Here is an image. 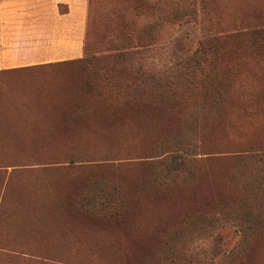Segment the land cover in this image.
Returning a JSON list of instances; mask_svg holds the SVG:
<instances>
[{"label":"rangeland","instance_id":"1","mask_svg":"<svg viewBox=\"0 0 264 264\" xmlns=\"http://www.w3.org/2000/svg\"><path fill=\"white\" fill-rule=\"evenodd\" d=\"M143 2L0 0V264H264V0Z\"/></svg>","mask_w":264,"mask_h":264},{"label":"trees","instance_id":"2","mask_svg":"<svg viewBox=\"0 0 264 264\" xmlns=\"http://www.w3.org/2000/svg\"><path fill=\"white\" fill-rule=\"evenodd\" d=\"M127 1H129L130 2V5L132 6V7H134V8H137L138 6H140L141 4H144V2H143V0H127ZM137 1H139V3H137ZM153 8V7H152ZM153 39V37L152 38H150V40H152ZM136 41L139 43L140 42V40L138 39V38H136ZM122 48H123V46H122ZM116 50H119V52L122 50V49H120V48H116ZM92 59H94L93 58V56H88V57H86L85 58V60L86 61H89V60H92ZM2 72L0 71V74H1ZM11 104H12V102L10 103V102H6V103H4L3 104V107L1 108V112H3V113H8V114H10V112L11 111H13V108H11L12 106H13V104H12V106H11ZM5 105V106H4ZM3 116L5 117L6 115H4V114H2L1 115V117L2 118H0V121L1 120H3L4 118H3ZM12 118H13V116H12ZM7 119V118H6ZM3 122H0V130H6V129H8V127H6L5 126V124H2ZM138 126H141V123L140 124H138ZM125 127H127V128H130L131 127V125H125ZM141 127H143V126H141ZM13 132H18L17 130H15V131H13ZM31 136H33L32 134H30ZM36 138H38V137H31V139H36ZM14 140V139H13ZM5 142H13V141H7V140H0V146H3V147H6V143ZM4 150V149H3ZM87 232V231H86ZM89 242L92 244V246L93 247H96V248H102V244H101V242H100V240L98 239V237L96 238V237H93V238H90L89 239Z\"/></svg>","mask_w":264,"mask_h":264},{"label":"crops","instance_id":"3","mask_svg":"<svg viewBox=\"0 0 264 264\" xmlns=\"http://www.w3.org/2000/svg\"><path fill=\"white\" fill-rule=\"evenodd\" d=\"M0 122H3L2 124H5V126L8 127L6 130H0V140L13 141V139H21L23 138L22 136H27L18 134V132H13V118L3 119Z\"/></svg>","mask_w":264,"mask_h":264}]
</instances>
